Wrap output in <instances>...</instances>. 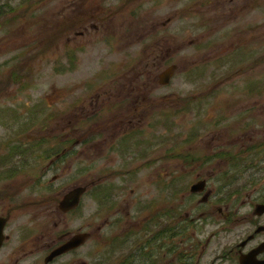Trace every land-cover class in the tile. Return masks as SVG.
<instances>
[{"label": "rangeland", "instance_id": "rangeland-1", "mask_svg": "<svg viewBox=\"0 0 264 264\" xmlns=\"http://www.w3.org/2000/svg\"><path fill=\"white\" fill-rule=\"evenodd\" d=\"M0 4V214L9 206L10 168L37 179L41 165L57 162L44 156L47 149H75L79 133L98 145L79 144L80 157L67 155L62 163L70 170L65 178L81 169L78 163L94 164L78 180L95 190L83 207L86 217L94 211V264L133 260L147 236L133 239V232L146 222L158 231L177 229L173 240H158V260L168 259L162 248L171 242L200 240L206 249L222 242L224 233L212 235L223 227L222 211L238 213L234 229L246 225L251 205L263 200L259 194L253 200L254 191L264 190L255 166L264 165L256 153L264 148V0ZM171 65L170 84L163 85ZM251 151L257 155L249 157ZM231 163L245 164L238 178L245 190L227 185L237 173ZM198 180L207 181L205 203L203 193L189 190ZM222 182L238 198L225 194L222 202ZM172 208L181 214L171 217ZM18 214L12 222L22 221ZM192 216L208 220L200 236L183 224ZM129 235L104 263L109 239Z\"/></svg>", "mask_w": 264, "mask_h": 264}, {"label": "flooded vegetation", "instance_id": "flooded-vegetation-1", "mask_svg": "<svg viewBox=\"0 0 264 264\" xmlns=\"http://www.w3.org/2000/svg\"><path fill=\"white\" fill-rule=\"evenodd\" d=\"M248 59L254 61L250 55ZM253 125L254 123L249 126L247 125V128ZM76 134L72 142V146H75V149L71 147L70 151H66V148L62 147V144H58L61 146L60 148L52 147L47 149L48 151L44 153V156L55 155L57 162L51 160L53 162L41 165L43 166L41 168L42 174L37 179H28L30 176L28 173H23L22 176H19L17 174L18 170L10 168L18 167L19 163L10 165L8 185L5 191L6 196L4 197L9 200V206L6 215L0 214V218L6 220L3 231V242L0 246V264H94V211L93 207H90L86 217L83 207L84 198L87 201L93 200L95 190L93 185L80 186L79 184L81 182L78 181L80 176L84 177L87 173L94 170V164L78 163L81 169L76 168L74 173L65 178V173L70 170L62 163L66 161L64 158L67 155H74V158L77 156L80 157L81 151L77 149L79 144L83 145L87 141V148H90L94 144L90 142V138L79 136V133ZM80 138L84 140L80 141ZM125 140L121 141V144H124ZM44 141L45 139L41 140V142ZM256 153L264 156V148H261ZM247 155L249 157L251 155L254 156V152L251 151ZM234 160L237 161L238 159L235 158ZM251 160L252 158H250ZM262 163L264 164V160ZM231 164H234L233 167L237 170L238 175L236 173L227 185L237 187L234 193L240 192L241 189L245 190V185L239 186L241 181L238 184L240 180L238 179L240 178L239 173H242L240 167L242 165L245 166V164ZM255 166L257 167L259 175V178L256 180H259L262 175L264 176V165L258 163ZM33 167L34 165L31 168ZM21 172L19 171V173ZM225 173H220L217 181L221 177V181H223ZM12 174L18 180L10 181V175L13 176ZM251 175L253 176L255 174H249V179H251ZM20 177H25V180H21ZM248 185V187L251 186L250 184ZM79 187L84 188V191L79 197L78 204L72 205L73 200L67 203V196ZM220 188L219 193L222 196V202L224 201L222 198L225 194L226 197L230 195L235 197L233 193L227 194L223 190V182ZM257 194H259V198L263 197V200L251 205V209L247 215L246 225L239 229L232 227L237 223L236 220L239 219L236 217L238 213L222 211L221 214H223V217L220 216L223 227L217 228L212 235L215 234L213 237L215 240L216 236L220 235V233H224V235L221 238L222 242H215L212 248L206 249L207 245L203 247L200 240L186 244L170 243L166 247L162 246V249H167L168 259L158 260L156 254L158 248L157 242L163 237L170 241L171 228L164 227L158 231L155 230V223L150 221L148 223L146 222L143 228L135 233L132 231L133 239H142L144 236H147L144 238L143 243L139 245L135 254L132 255L133 260H124L121 264H136V257L139 261L137 264H242L241 259L243 260L245 256H249V259L245 260L243 262L244 264L247 261L248 264H252V257L255 262H264V211L262 212V210L256 209L258 205L264 206V190L262 193L254 191V195L252 196L253 200L256 199ZM246 197H249V195L247 194ZM16 211H19L23 222H12L13 217L16 216ZM218 212L220 213L221 210ZM200 215L206 216L205 213ZM187 218L183 224L188 225V229L190 228V230L193 229L198 232L197 236H200V233L203 232L202 227L206 225L204 223L208 221L206 220L207 218H194L193 216ZM149 226L152 227L153 233H148ZM195 236V234L191 236L190 240H196ZM132 237L129 235L119 240L114 237L109 239L107 245L109 246L108 256L107 260L104 257V263L114 260L118 241L120 242L122 240L121 242L125 245ZM85 248L88 249L84 251ZM205 258L208 259L205 260Z\"/></svg>", "mask_w": 264, "mask_h": 264}, {"label": "water", "instance_id": "water-1", "mask_svg": "<svg viewBox=\"0 0 264 264\" xmlns=\"http://www.w3.org/2000/svg\"><path fill=\"white\" fill-rule=\"evenodd\" d=\"M175 68L176 67L174 65H171V67L169 69H167L165 72L162 73L160 81L163 85H168L170 83L172 71ZM204 186H205V181L196 182L195 184L190 186V192H192V193L201 192V191H203ZM83 191H84V188H78L72 194L68 195L67 196V203H69L71 200H73L72 205L78 204L79 197L81 196ZM206 199H207V195L202 199V201H206ZM256 209L262 210V212H263L264 206L258 205ZM5 224H6V220L4 218H0V246L2 245V242H3V234H4L3 231L5 228ZM248 259H249V256L243 257V260L241 259L242 264H244L243 262L245 260H248ZM251 260L253 261V263L255 262L253 257ZM246 264H248V261L246 262ZM254 264H264V262H255Z\"/></svg>", "mask_w": 264, "mask_h": 264}, {"label": "trees", "instance_id": "trees-1", "mask_svg": "<svg viewBox=\"0 0 264 264\" xmlns=\"http://www.w3.org/2000/svg\"><path fill=\"white\" fill-rule=\"evenodd\" d=\"M1 13H2V11H1V4H0V14H1ZM176 212H177L176 208H172V209H171V217H172L173 215H180V214H181V213L179 214V212H177V213H176ZM176 224H177V226H179L178 229H180V228L182 227V225H178V223H176ZM181 224H182V223H181ZM171 230H173V232H174V233L171 232V238H172L173 236H175L174 238H176V236H178V235L175 233V232H177L176 227H175V228H171ZM174 230H176V231H174ZM174 238H173V239H174ZM173 239H171V240H173ZM171 243H173V242H171Z\"/></svg>", "mask_w": 264, "mask_h": 264}, {"label": "bare ground", "instance_id": "bare-ground-1", "mask_svg": "<svg viewBox=\"0 0 264 264\" xmlns=\"http://www.w3.org/2000/svg\"><path fill=\"white\" fill-rule=\"evenodd\" d=\"M256 2V1H255ZM250 36V35H249ZM97 229V228H96Z\"/></svg>", "mask_w": 264, "mask_h": 264}]
</instances>
